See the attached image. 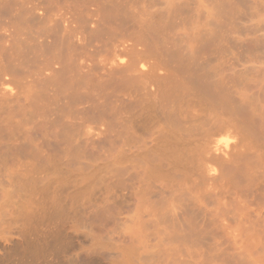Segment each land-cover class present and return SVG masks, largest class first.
<instances>
[{"label": "bare ground", "instance_id": "obj_1", "mask_svg": "<svg viewBox=\"0 0 264 264\" xmlns=\"http://www.w3.org/2000/svg\"><path fill=\"white\" fill-rule=\"evenodd\" d=\"M45 1H46V3L40 2L42 4V6H41L40 3H38L37 5H34L37 2L32 4L28 0L22 1L21 3L18 2L17 0H0V23L2 24V22H3L5 24V26L7 27V28L5 27L4 30L2 29L3 32H0V86H1L0 87V136L3 137L2 139H0V179L2 180L1 184L2 183L4 184L5 182H3V181L6 180V182L12 186L11 189L15 195H16L15 192H19V194L17 193L18 196L20 195V192L26 191L25 190L26 186H29V188L28 187L27 188L30 190V186H33V184L31 182H34V180H35V182H37V181H39V179L34 177L35 174L30 175L31 172L28 173L26 171L25 166L33 165L35 167L38 166L40 168V166H42L44 164L48 165L50 162L52 164V161L50 160V158L47 157L48 155L45 156L47 154V152L49 153V151H52V150H53L52 152L55 151L57 153L66 154L67 160L64 159V157H63L61 159V162L63 160H65L68 164L71 163V161L75 158L74 152L78 149L79 144L81 143V142L79 143L77 140L78 134L84 128H89V127H87V125H85L86 122H88L92 118H97V119L102 120L103 124H107L105 122V120L107 118H109V119L113 118V120H114V119H116V117L118 115L121 114L120 115L121 117L118 116L120 118L119 122L115 123L116 121H118L117 119L115 122L113 120H109V122L112 121L114 124H117V126L120 127L119 132L123 135L124 146H126V149L123 148L121 151H123V150L131 151L132 154H133V152H135L134 156H135V160H136V162L134 164L132 163L133 165H131L129 162L123 160V161L127 162V163H125V166H124V176L125 177H123V175H122V180L124 181V186H125V188H127L128 185L131 183V182H129L130 179H132V177L135 178V180H133V181H136L135 184H137V186L135 185V187L137 189L134 188V191H135V195H136V201L139 202V205H140L139 200H141L143 197H145L146 194L148 196L147 198H150L149 195L153 196V198H154V195H155L154 199L159 202V199H156L157 195H158V194H155V190H156V192L159 193V195H160V199H162V197L164 198L163 201L160 200L161 201L160 206L157 207L158 214H157V212L153 211V214L156 213V215H158V216L160 214V217H158V219L159 218L162 219V217H166L172 211H173L172 213H174V215L176 217H179L181 214H182V216L185 214L186 219L190 218V217L187 218L188 215L193 217V213L195 214V211H197V209L193 208V207H196V205H198L197 201H199V200H196L195 199L196 196H193V194H191L192 197H195L192 199H195L196 203L186 202L187 205L186 204L183 205V203H185L184 200L189 201V199L185 197L186 193H188L189 190H191L190 188L193 187V185L191 186V182H192V184L198 183L197 185L202 183L203 179L202 180L200 179L202 177V174L208 175L209 178L214 177V176H212V173L215 172V169L217 166L214 167L212 164L214 163L213 161H215L214 160L215 158L217 159L216 162L219 163V164H217V163H215V164L221 166L220 168L218 166V168L216 169L217 170L216 172H218V170H220V172H221L219 177H218L219 180L221 178H226V180L229 181L230 184H231V182L236 184V186H234L233 183H232V185L229 184L230 187H228L226 185L229 189L231 187L232 188L238 187L239 188L238 190H240L242 192H244V191L248 192L251 190L250 189L251 186H250L249 182L251 183L252 182L251 179H253L254 177L257 178L264 170L263 166H260V163H261L260 161H264L263 160V157H264V84L261 83L263 81L261 78L264 79V73H263V76H261V78H260L262 71L260 73V72H255L253 70V72H254V75H253L252 70L251 71L247 70V71H249L248 72L249 74L252 72L251 76H248L249 80L247 77V74H248L247 73V74H245L246 77L244 78L245 83H242V85H239V84H241L240 81L243 82V80H240L238 78L239 79V81L237 80L238 83L236 84L235 82L232 81L233 83L231 85L230 79H232V75L234 73V72L232 73L233 69L231 72H228L229 74L232 73V75H230L231 78L227 77V76H229L228 73H226V74H228V75H226V77L224 76L225 81L227 79H229L228 81H230L229 83L228 82L226 83V82H224V79L222 78V72L223 71L225 72L226 68H224V69L222 68L223 70H220L221 68L219 69L221 71L220 72L221 75H219L217 72H213L212 70H210V71L205 70V68L207 66L206 67L204 66L205 68L201 67L204 70L198 69L199 65H202V64H199V65L197 64L198 67L196 69L194 68V66L196 67V62L194 61L195 65L193 66L192 65V63H193L192 57H194V55H196V57H199L201 55L200 53H203L202 51H204V50L199 52L200 50H198L199 48L196 46L197 44H195V45L191 44V46L187 45L189 47H187V46H185V47L190 48V49L194 48L193 50L196 49L195 51L199 52V53L197 55L196 53H194L195 51H191L190 49H189L190 50L189 51V50H186L187 48L184 49V47H182L184 49V51L186 50V52H192V53H194V55L192 53H190V54H192L191 55L192 57L190 56L191 58L187 57L190 54H188L186 56L187 60L192 59V63H191V61H189V62L187 60L184 61V62L187 61L186 64H188V63H191V64L183 66L182 65L183 63H181V66H183V68L181 66H180L181 68L179 66L177 67L178 69H176L175 71L180 74V75L178 74L179 77L176 76L177 78L175 76H171L172 77V79H171V77H170L171 71L168 72L169 77H166L165 73L167 71L165 72L161 68L160 72L161 71L165 72L163 74L166 77V79L163 75L160 76V73H158V74H156V76H160V77L158 78L154 75L155 77H153L154 78V81H153L152 77L148 78V75H150L151 72L145 71L144 68H141L140 70L136 68V66L138 64V59H136V58H132L127 63L124 62L119 67L109 69V71L106 74H100L99 72H95V70H94L95 67L87 66L85 64H81V61H80L81 57H83L84 52H86V49L89 47V44H90L92 39L95 38L96 40H99L102 45H104L107 40L110 43L111 40H113V37L114 38L116 37L115 34L117 33V31H118V33L120 31L123 32L124 30L126 32H129L128 29H132V31L137 32V34L135 33L136 35H134L135 36L134 42L135 43H142L145 46V51L147 53H153V55H154V53H156V54H158V53L162 54L163 53L164 54V52L167 51L166 48L164 47V44L166 43V41H168V38L172 39V38L168 37L164 31L168 27V25H170V24L167 23V24H164V26H161V25H158L156 21L151 20V18L141 19L140 21H132L130 23L129 21H131V19H132V18L131 19L128 18V15L130 16V14L127 13L128 15L126 17H124V18L122 17L125 14V13H123V10H125L127 8H124V6L120 7V8L114 7V8H111L109 10V12L107 11L108 13L104 14V17H102L101 20L98 23H96V26L90 31V34L88 37L76 38V36L78 35L77 34L78 30H77L76 26L74 28H71V27H69V25H70L69 23H67L69 25H62V24H59L58 22L52 21L50 19V17L47 15V10H48L47 5H48V2H50L51 0H44V2ZM106 1H103V2L106 3ZM215 1L216 0H214V2L213 1L212 2H213V4H215L213 6L216 7V5L219 1L217 0V3H215ZM248 1H247V3H248ZM252 1H255V0H252ZM256 1H259V0H256ZM110 2L114 3L113 0H111V1L108 0L107 4H111ZM118 2H119V4L121 3V6H122L123 2H120V1H118ZM234 2H237V1H234ZM260 2L262 3L263 0H261ZM257 3H259V2H257ZM176 4H178V3L176 2ZM221 4H223L222 0H221ZM244 4H241L239 6L236 3L238 8L239 7L243 8ZM111 5H113V4H111ZM124 5H125V3H124ZM255 5L256 4L254 3V5L251 4L250 6H255ZM114 6H116V5H114ZM168 6H170V5H168ZM226 6H229V5H226ZM226 6L224 5V7H226ZM250 6H248V7L250 8ZM126 7H128V6L126 5ZM121 8H123V9L120 10ZM179 8H181V6ZM217 8H219V7H217ZM228 8H230V7H227V9ZM256 8H257V5H256ZM36 9H38V13H37ZM40 9H42V11H40ZM181 9L179 11L182 14L183 11H181ZM185 9L183 8L184 11L187 10V9L186 10ZM251 9H252V7H251ZM229 10H230L231 14H233L232 9H229ZM258 10H261V8L260 9L258 8L257 11ZM121 11L123 14L121 13ZM130 11H132V10L130 9ZM124 12H129V10L127 9V11L125 10ZM176 13H177V10H176ZM235 13L238 14V12H236V11H235ZM239 13H241V12H239ZM234 14H233V18H234ZM258 15H259V12H258ZM175 16H177V15H175ZM226 16L225 15L223 16L225 18V21L226 20L229 21L231 19L232 15L230 16V19L227 16L229 20L226 19L227 18ZM135 17H137V16L135 15ZM197 17H198V15H197ZM221 17H219V18H221ZM180 18H182V17H180ZM185 18H184V20H185ZM214 20H217V19H214ZM187 21L188 20H186V22ZM186 22L183 21L182 23L185 24ZM220 22L223 23L222 20ZM191 23L194 24L193 22H191ZM179 24H177V25H179ZM171 25H172L171 26L172 28L174 26H177L176 24L175 25L171 24ZM216 25H218V24H216ZM213 26H215V25H213ZM217 27L221 28V25L217 26ZM217 27L215 29L218 30ZM215 29L213 31L212 30L211 31L214 32ZM2 30H0V31H2ZM219 30H221V29H219ZM197 34H199V33H197ZM212 34H214V33H212ZM215 36L218 37V33L215 34ZM108 38H110V39H108ZM187 39L189 40V38H187ZM211 39L209 41L213 43L214 41ZM76 41H80V43L77 44ZM168 42L170 43V41H168ZM210 42L208 44H210ZM169 43H167V44L169 45ZM174 44H175V41H174ZM174 44H172V46ZM208 44H207L206 48H208ZM175 45H174V47H175ZM165 46H166V44H165ZM182 48H180V49H182ZM175 49H173L174 55L177 56L178 51H175ZM181 53H182V51H181ZM172 55H171V57H172ZM182 55H183V53L181 54V56ZM166 56H167V54H166ZM182 57L185 58L184 55ZM196 59L198 60V58H196ZM55 63L57 64V66H55ZM169 63H172V62H169ZM177 63L178 62H175L176 65H177ZM179 64H180V62H179ZM187 66H189V67L187 68ZM190 66H193V68H191ZM184 67H186V68H184ZM148 69L149 68H147V70ZM154 70L155 69L153 68V71L152 70L151 71L155 73L158 70V68L156 71H154ZM217 70L218 69L216 68V71ZM238 72L239 73H235L234 75L242 74V73H240L241 71H238ZM257 73H258V75H257ZM175 74L177 75V73H175ZM175 74L172 73L171 75H175ZM180 76H182L183 79L185 80V81H183L181 79V81H183V83L176 81V79L180 78ZM252 76L258 77V79L255 77L258 80V83L253 81V79L251 78ZM173 77H174V79H173ZM147 78L152 79V84H151V82H149L150 84L148 82L147 83L151 87L153 86V88L157 86V85L154 86L153 82L160 84L159 82L161 80L164 81V79H165V81L164 82L162 81L163 83L161 82V84L158 85L154 90H150L151 87L149 86L150 87L149 88L148 84H146V81L148 80ZM157 79H159L158 82H157ZM245 79L248 80V82H246ZM250 79L252 80V83H250L251 82ZM173 80L180 83V84L174 82ZM259 80H260L261 84L259 83ZM263 83H264V81H263ZM12 85L15 86V88ZM119 91H128L127 93L124 94L126 96V100H123L124 95L123 96H122V94L120 95V98L122 96V101H126L124 104L122 102H120V100L117 99L120 102V105L123 104V106H122L123 108L121 110V113H118V111H116V109H114V107L111 106L110 102H108V100L111 98H114V96L118 97ZM114 100L116 101V99H114ZM114 105H116V104H114ZM116 107H118V106H116ZM113 110L116 111V113H118V115L116 114V117L114 116L115 112ZM33 117L34 118L39 117L40 121L43 119V122L45 121V123L47 124V131L45 133V137H43L41 139L39 138L40 135L33 128L34 126L33 127H27V125L30 124ZM36 120H37V118H36ZM40 121H39V123H41ZM112 122H111V124H112ZM35 124H37V123H35ZM44 125L45 124H43L41 126H44ZM37 127H38V125H36V128ZM237 127H240L242 135L240 133L239 134V135H241L240 138H236L238 136V134H232V136L237 135V136H235V138L233 137L234 140H236V141H234V143L235 142L236 143L233 144L234 146L232 148L238 147V149L241 148L242 150L240 149L237 152L235 150L236 153L231 154L232 148H230L231 145L229 144V140L232 137L230 136V138H228V137L224 136V138H227V139L223 140L222 136H223V134H225L226 131L231 133L232 131H235L233 129L237 130ZM138 129H141L140 133H142V131H144V133L147 134V135H145L146 137H142V138L148 139L149 144H147V141H144V143L142 142V144H141V142L139 144L136 141L132 145V141L135 140V138H136L135 135L137 134ZM231 129H232V131L230 132L229 130H231ZM42 132L44 134V129ZM228 132H227V134H229ZM140 133H139V135H140ZM219 134H222V136ZM116 135L118 136V134H116ZM215 135H217L218 137L220 136V140H217V139H219L218 137H216L217 139H215V137H214ZM229 135H231V134H229ZM143 136H144V134H143ZM4 138H6V139L3 140ZM48 138H51L52 140H49ZM226 140H228V142ZM237 140H238V142H237ZM254 140H256V141H254ZM258 140H262V142L259 144L260 141L257 142ZM82 144H83V142H82ZM140 145H142V146H140ZM228 145H230V146H228ZM80 146H81V144H80ZM118 147H121V146H118ZM227 147H228V149H227L228 151H229V149H231L230 152H228L226 150ZM43 148H46L45 150H47V152L46 151L44 152ZM86 148H87V146H86ZM132 148H133V151L131 150ZM252 149L254 150V152H252ZM249 151L252 153H250ZM131 152H129V153H131ZM210 152H212V153H210ZM214 152L215 153L217 152L218 154L220 153V155H222V156L224 155L225 157H227V156L228 157L227 158H224V157L220 158L221 156L219 155L220 157L217 158V156H215V155H218V154H214V156H212ZM43 153H46V154L43 155ZM122 155L127 156L126 153H123ZM261 158H262V160H261ZM53 159H54V156H53ZM222 159H224V160L226 159L227 163L225 161L224 162L221 161ZM65 161H64V163H65ZM221 162H222V164H221ZM9 164H10V166L11 165L14 166L15 169L13 170V167L11 166L12 172L7 174L8 172L6 173V171H10L9 169H11L8 166ZM262 164H264V162ZM16 166H21L22 169H21V167H19L20 169L19 168L16 169ZM60 166H64V164L63 165L61 164ZM54 167L55 166L52 165L51 169ZM132 167H133V169H135V172H133V173H135V176H132V174H130L131 172L129 173V171H131L130 168H132ZM261 167L263 170H261ZM42 168H44V167H41V169ZM55 169H57V168H55ZM66 169H67V167H66ZM59 170H61L60 167H59ZM210 172H212V173L210 174ZM205 173H209V174H205ZM204 175H203V177H204ZM4 176H6L7 179L4 180V178H5ZM47 176L45 173L46 180H49L48 179L49 176H48V178H47ZM119 176H120V174H119ZM188 177L189 178L191 177L192 180L189 179ZM262 177H264V176H262ZM261 178H260V180H261ZM204 179H205V177H204ZM262 179H264V178H262ZM40 180L42 181V179H40ZM172 180H173V182H171ZM185 180L189 181L188 185L187 184L185 185ZM219 180L217 181V183H215L214 181H210V180H209L210 182L208 181V183H207L208 186L209 185L211 186V184H212L211 182H214L215 184H217V185L214 184L216 187L213 185L211 186L214 191L212 190V188L210 186L206 187L207 190H204L207 193V191L209 190L208 188H211L210 189L211 192H209L207 194V195L210 194V197H212L213 196L212 193H214L215 190H217L215 188L218 187ZM49 181H47V182H49ZM199 181H201V182H199ZM220 181L225 182V179L224 180L221 179ZM224 182H221V183L223 184ZM253 182H257V180L254 178ZM7 183H5V184H7ZM120 183H121V181H120ZM209 183H211V184H209ZM220 184H219L218 189L222 191V189L224 188V184H223L222 189H221L222 185H220ZM225 184H226V182H225ZM2 185L0 186V187H2L1 189H3V186H4V185L3 186ZM9 185H5V186H6V188L8 186V190L10 191ZM58 185L61 186L60 184H58ZM121 185L123 188L124 187L123 184H121ZM133 185H134V183L132 184V186ZM251 185H252V183H251ZM259 185L264 186V183L262 182V184H261V182H260ZM132 186H130V188ZM226 186H225V188H227ZM255 186H256V183H255V185L253 183L252 187L254 188V190L260 188V187L257 188V186L255 188ZM262 186H261V188H262ZM61 187H63V186H61ZM253 188H252V191H254ZM261 188L259 189V191H261L264 187L262 189ZM57 189H59V188H57ZM62 189H64V188H62ZM8 190L6 192H9ZM175 190L178 191V196L176 195L177 193L176 194L172 193L171 195L172 196L175 195V197H179L178 201L183 200L182 205L185 206L184 209L182 207L183 210L182 209L180 210L179 207L182 205L178 203L176 198H174V200H173V198L165 195V194L171 193ZM4 191H5V188H4ZM191 191H193V190H191ZM240 191H238V192H240ZM58 192H61V191H58ZM236 192L237 191H235V195L237 194ZM258 192H255V193H258ZM262 192H264V191H262ZM0 193H2V192L0 191ZM26 193H28V191H26L25 194L24 193H22V194H24L26 197ZM29 193H30V191H29ZM29 193H28V199L30 198L29 195L31 194V193L30 194ZM124 193H125V191H124ZM126 193H127V190H126ZM132 193L134 195V192H132ZM151 193L152 194L154 193V194L152 195ZM163 193H165V194L162 196ZM3 194H0L1 199L4 196L5 197L8 196V195H6L7 193H5V195H3ZM42 194H43V192H42ZM54 194H55V192H54ZM232 194L234 195V192ZM244 194H243V196H244ZM260 194H263V193L260 192ZM11 195H12V192L8 196L10 198L9 202H13L14 199H16V200L20 199L19 197L17 199L16 198L17 195H16V197L15 198L13 197L12 198L13 200H12L10 197ZM34 195L36 197L37 194H34ZM44 195H46V194H44ZM55 195H56L55 197L59 196V195H57V193ZM135 195H134V197H135ZM196 195H198V194L196 193ZM248 195H250V194H248ZM127 196H129V195L127 194ZM130 196H131V194H130ZM164 196H166L168 198V200H166V197H164ZM255 196H257V195L254 194L253 197H255ZM258 196H257V198H258ZM263 196L264 195H261L260 197L262 198ZM8 197H6V198H8ZM40 197L44 199L43 196H40ZM124 197H125V195H124ZM235 197H237V199H240V197L237 195ZM235 197L234 198L232 197L233 200L235 199ZM248 197L245 196V198H248ZM253 197H250V198L252 199ZM260 197H259V201H262L263 198L260 200ZM21 198H22V195H21ZM206 198H209V197H206ZM245 198H243V199L245 200ZM1 199H0V202L2 201ZM25 199L27 200V197ZM35 199L37 200V203L40 200V199L38 200L37 198H35ZM243 199H240V200L243 201ZM6 200L8 202V199H6ZM6 200H5V202H6ZM16 200H14V201H16ZM22 200H23V203H24V201L26 202V200H24V197ZM44 200H46V199H44ZM44 200H43V202H44ZM149 200L151 201V198ZM175 200L178 203L177 205L174 204ZM211 200H212V198L210 199V201ZM19 201H20V205L18 206L17 202H19ZM19 201H17L15 203L17 206L14 204V202L9 203L10 206L12 204H14L17 207V213L15 212L16 210L12 209L15 207L14 205L6 208L7 204L6 203H5L6 205L3 204L4 200L2 201L3 202L2 204L5 205L3 208H5L6 210L11 208V211L13 210L14 213L19 214L21 217L22 215H24L25 208H26L24 206L26 205V203H24V205H21L23 203L21 202V200H19ZM128 201H130V200H128ZM219 201H222V200L220 199ZM219 201H218V203H219ZM250 201L248 200V202H250ZM259 201H258V203H256L257 201L255 202V200L254 201L252 200V202L256 203V205L259 203H262V204L264 203V202H259ZM205 202H207V201L205 200ZM44 203H42V204H44ZM148 203L149 202H147V204ZM154 203H155V201L153 203L151 201V203H149L148 205L146 203H144V205L146 204L144 207L150 206V204H151V205H153V209H154L155 208L154 206L156 205ZM180 203H181V201H180ZM237 203H238V205L241 204L240 202H238V200H237ZM2 204L0 203V205H2ZM30 204H32V203H30ZM30 204H29V206H30ZM33 204H34V200H33ZM58 204H60V202H58ZM130 204H127V205H130ZM132 205H133V203H132ZM139 205H137L138 208H139ZM232 205H236L235 202ZM36 206L38 207V204H36ZM176 206L179 208V210L177 209L178 212L181 213V211H182L181 214L179 213L180 215L175 210ZM219 206L220 205H218V207ZM222 206H220L219 208H222ZM261 206L262 205L260 204V207ZM33 207H34V205H33ZM135 207H136V205H135ZM190 207H192V208H190ZM198 207H199V205H198ZM3 208L0 207L1 210H3ZM30 208H32V207H30ZM43 208H45V205ZM46 208H47V206H46ZM244 208H245V206H244ZM257 208H253L254 210H252V211H254V212L252 213V215L255 214V212H257V213L260 212L259 209H258V211L255 210ZM73 209H72V211H73ZM81 209L78 210V213L80 211L82 213ZM122 209H124V208H122ZM157 209H154V210H157ZM226 209H229L228 206ZM237 209H238V207H237ZM239 209H240V205H239ZM247 209L248 208H246V211H247ZM243 210H245V209H243ZM243 210H241V211H243ZM30 211H31V209H30ZM45 211L44 210L42 211L43 212L42 215L44 214ZM48 211H46V212L48 213ZM63 211H65V210H63ZM102 211H104V210H102ZM124 211H125V209H124ZM147 211L150 212L149 210H147ZM147 211L145 210V212H147ZM263 211H264V209H263ZM32 212H33V210H32ZM129 212H130V210H129ZM135 212H137V210ZM185 212H188V215H186L187 213H185ZM225 212H226V210H225ZM261 212H262V210H261ZM139 213H136V214L138 215ZM220 213H222V212H219L218 214H220ZM247 213H250V212H247ZM258 214L260 215V213H258ZM15 215H14L13 219L18 220L20 217L18 218L17 217L18 215H16V216ZM25 215H26V212H25ZM33 215L36 216L38 214H33ZM171 215H169V216H171ZM231 215H233V214H231ZM255 215H254V219L257 218ZM43 216H46V214H44ZM43 216H41V217L43 218ZM251 216H249L248 218H250ZM261 216H259V217L262 218L261 219V221H262L263 217H261ZM15 217H17L18 219H15ZM33 218H31V219L35 220ZM40 218H39V220L41 221ZM146 218L148 219V215ZM260 218H259V220H260ZM21 219H24V218L22 217ZM186 219H185V221L187 223H185V221H184L182 223L178 222V223L172 224L173 222H171L170 223V226L172 224L171 228L174 230H192L191 224L188 223V221ZM194 219L196 220L195 216H194ZM37 220H38V218H37ZM256 220L255 221L249 220V223L248 222L247 223H248V225L249 224L251 225V223H250V221H251L253 224L258 223V222H260L259 224H261V225H262V223L264 224V220L262 221V223L259 220H258V222H256ZM22 221L24 222V220H22ZM160 221L162 223L164 220H160ZM167 221H170V220H167ZM153 223H155V221ZM150 224H151L152 229H154L155 227L157 228V226H155V225L153 226L152 223H150ZM259 224H256V225L259 226ZM144 227H146V225ZM161 228L163 229V226H161ZM165 228H167V230H168V226ZM171 228H169V229H171ZM247 228H248V226H247ZM254 228H255V224H254ZM257 228L259 229V227H257ZM261 228L262 227H260V230H261ZM263 228H264V226H263ZM128 229L130 230V228H128ZM250 229L252 230V228H250ZM52 231H55V234H56V232L58 230L57 231L52 230ZM237 231H238V229H237ZM262 231H263V229H262ZM8 232H9V230H8ZM8 232H6L4 230L0 231V242L6 243V244L9 243L7 246H4V251H0V264H72L73 260L71 257H69V255L72 252L70 254L68 253V252H70V250L68 251V249H70L68 246L69 244H66L67 242H66V240H63V238H61L62 242L65 241L63 243L60 242V239H58V237H60L62 234L60 231H58L61 233L60 236H58V237L56 236L54 238H52L53 235H52V237H50V235L52 233H54V232L50 233L51 232L50 231L49 232L50 235H48V236L50 237V239L51 238L52 239L46 240L45 237H43V234L40 232L35 233L33 236L32 235L29 236L30 238L28 239L27 238L28 235H26V233H25L26 231L24 232L23 230H19L18 232L20 234H18V236H17L19 238L17 240H14L13 243L9 242L11 237L8 234ZM263 233H261V234H263ZM63 234H64V232H63ZM256 234L257 233H255V235ZM16 235H17V233H16ZM57 235H59V233H57ZM242 236H244V235H242ZM17 237H15V238H17ZM248 238L250 240H248L246 242V244H239L237 246L235 245L236 247H234V248L232 247L234 250L232 249L233 251L229 255H227V253H226V251H224V249L222 251L219 250V252H220L219 254H222V258L220 260H217V257L214 258L217 260V262H215V260L211 261L209 259L208 254L211 251L208 252L207 251L208 248H207V250H206L207 254L205 256L203 255V259H202L203 261L201 260V264H212L213 262H214L213 264H264V235L262 237L263 239L262 240L260 239L261 241L258 239L253 240L251 237H248ZM192 240H193V238H192ZM51 242H55V244L56 243L57 244L54 246L52 245L53 247L49 249ZM64 243L66 245H64ZM0 246H2V245H0ZM72 247H73V245H72ZM216 248H218V246ZM2 249H3V247H2ZM73 250H74V247H73ZM225 250H227V249H225ZM217 251L218 250H216V252ZM182 252H183V250H182ZM122 254H123V251H122ZM214 254H215V252H214ZM73 255L75 256L76 253ZM79 255L85 256V254H79ZM87 258H89V254H88ZM81 259L84 260L83 257ZM124 259H128V258H124ZM124 259H123V261H124ZM129 260H131V259H129ZM78 261H80V264H84V263H81V260H78V257H77V260L75 262L74 261L73 262L76 263ZM95 261H92V263H95ZM167 262H168L167 264H175V263H170V261H167ZM86 263H87V261H85V264ZM125 263H127V261H125L122 264H125ZM139 263H137V264H139ZM78 264H79V262H78ZM95 264H97V263H95ZM131 264H133V263H131ZM162 264H164V263H162ZM187 264H189V263H187ZM196 264H199V263H196Z\"/></svg>", "mask_w": 264, "mask_h": 264}, {"label": "rangeland", "instance_id": "obj_2", "mask_svg": "<svg viewBox=\"0 0 264 264\" xmlns=\"http://www.w3.org/2000/svg\"><path fill=\"white\" fill-rule=\"evenodd\" d=\"M17 1L21 3L22 1H27V0H17ZM28 1H30L32 4L37 2L34 5H37L40 2L46 3V1L44 2V0H28ZM103 1H106V0H51L50 2H48V5H47L48 6L47 15L50 17V19L52 21H56L59 24H62V25H69L70 24L69 27H71V28H74L76 26V28L78 30V33H77L78 35L76 36V38H83V37L86 38L89 36L90 31L96 26V23H98L101 20V18L104 17V14H107L111 8H114V7L120 8V7L124 6V8H127L129 10V12H124L125 10L127 11V9L123 10V13H125V14L122 17L124 18L128 14H130V16L128 15V18L133 19V20L131 19V21H129L130 23L132 21H140L141 19L151 18V20L156 21L157 24L161 25V26H164V24H167V23L170 24V25H168V27L164 31L167 34V36L172 38V39L168 38V41H170V43L168 41H166V43H165L166 46L163 43L164 47L167 50L164 52V54L163 53L162 54L161 53H158V54L154 53V55H153V53H147L145 51V46L142 43H135L134 42V37H135L134 35H136L137 32L132 31V29H128L129 32H126L124 30L123 31L124 33L121 31L118 33V31H117L118 34L117 33L115 34L116 37L115 38L113 37V40H111L110 43L107 40L104 45H102L99 40H96L94 38L91 40L89 47L86 49V52H84L83 57H81L80 61H81V64H85L87 66L95 67L94 68L95 72H99L100 74H106L109 71V69L119 67L124 62L127 63L132 58H136V59H138V64L136 66L137 69L140 70L141 68H144L145 71L151 72L150 75H148V78L149 77L153 78L158 73H160V76L161 75L164 76L163 73H165L166 71H167L165 73L166 77H169L168 76L169 71H171L170 72L171 74L177 73V75L176 74L171 75L169 73L170 77L171 76L179 77L180 74L175 71L176 69H178L177 67L178 66L180 67L181 63H183L182 64L183 66L191 64L192 59H193V63H192L193 66L195 65V62H196V67L194 66L195 69L198 67L199 64H202V65H199L200 68L198 67V69L204 70L203 68H205L207 66L206 67L207 69L205 68V70H209V71L212 70L213 72H217L219 75H221L220 70H223L224 68H226L225 72L224 71L222 72V78L224 79V82H226V83L227 82L229 83L231 81L230 82L231 85L233 82H235L237 84L239 79L243 80V82L240 81L241 84H239V85H242V83H245V81H244V78L246 77L245 74H247L249 72L247 70H250V71L252 70V72L254 70L255 72H260V73L262 71L260 78H261V76H263V73H264V0L262 3L260 2L261 0H259V1L255 0L256 2L252 1V0H249V1L248 0H246V1L245 0H243V1L242 0H225V1L222 0L223 4H221V0H218L219 1L218 3L216 0L215 1V3H217L216 7L213 6V5H215V4H213L214 0H171V1L170 0H113L114 3L110 2L113 5L107 4L108 0L106 1V3ZM118 1L123 2L122 6H121V3L119 4ZM234 1H237V2H234ZM247 1H248V3H247ZM176 2L178 4H176ZM257 2H259L260 4ZM124 3H125V5H124ZM236 3L239 6L241 4H244V3L246 5L244 4L243 8L242 7L238 8ZM254 3L257 5V8H256V5L250 6L251 4L254 5ZM114 5H116V6H114ZM126 5L128 7H126ZM168 5H170V6H168ZM179 5L181 6V8L183 7L184 9L186 8L187 10L185 9L186 11H184L183 8L182 9L179 8L180 7ZM224 5L225 6L229 5V6L224 7ZM247 5L250 6V8ZM41 6H42V4H41ZM217 7H219V8H217ZM227 7H230V8L227 9ZM251 7L253 10L251 9ZM129 8L132 11H130ZM258 8L259 9L261 8V10L257 11ZM122 9L123 8H121L120 10H122ZM180 9H181V11H183L182 14L179 11ZM229 9H232L233 14L235 13V11L238 12V14L235 13L236 15L234 14V18H233V14H231ZM176 10H177V13H176ZM36 11L38 13V9H36ZM40 11H42V9H40ZM253 11L254 12L256 11V12L254 13ZM239 12H241V13H239ZM258 12H259V15H258ZM121 13H122V11H121ZM173 13L177 16H175ZM135 15L137 17H135ZM197 15H198V17H197ZM224 15L225 16L227 15L229 17V19H230V16L231 15L232 16H231L230 20L226 16L227 17L226 19H228L229 21H227V20L225 21V18L223 17ZM180 17H182V18H180ZM219 17H221V18H219ZM184 18H185V20H184ZM214 19H217V20H214ZM186 20H188V21L186 22ZM219 20L220 21L222 20L223 23L220 22ZM183 21H185L186 23L185 24L182 23ZM191 22H193L194 24H192ZM67 23H69V24H67ZM171 24H173V25L179 24V25L174 26L175 28L174 27L172 28ZM212 24L215 26H213ZM216 24H218V25H216ZM0 25L2 26V27L0 26V30H2V29L4 30L6 27L5 24L2 22V24L0 23ZM220 25H221V28L217 27ZM216 27L218 28V30L215 29ZM213 28L215 29L214 32H212L214 30ZM219 29H221V30H219ZM3 30L0 32H3ZM211 32L214 34H212ZM197 33H199V34H197ZM217 33H218V37L215 36V34H217ZM110 38H108V39H110ZM187 38H189V40ZM209 38L210 39L212 38L211 40H213L214 42L213 43L210 42ZM173 40L175 41L176 45L174 44ZM208 41L210 42V44H208L209 43ZM76 42H77V44L80 43V41H76ZM167 43H169V45ZM172 44H174L175 47H174V45L172 46ZM191 44L192 45L197 44L196 46L199 48L198 49V50H200L199 52L204 50V51H202L203 53H200L201 55L199 54L200 55L199 57H196V55H194V53H196L197 55L199 53V52L195 51L196 49L193 50L194 48H191V49L187 48V47H189L187 45L191 46ZM207 44H208V48H206ZM185 46H187V47H185ZM182 47H184V49L187 48L186 50L190 49L191 51H195V52L194 53L186 52V50L184 51V49ZM180 48H182L183 50ZM173 49H175V51H178L177 56L174 55ZM180 50L182 51L185 58L182 57L183 55L181 56L182 53ZM165 53L167 54V56ZM190 53H192L195 58L192 57L191 56L192 54H190ZM188 54H190V55H188ZM171 55H172V57H171ZM186 56L189 58L192 57V59L187 60ZM196 58H198V60ZM185 60H187L188 62L191 61V63L186 64L187 61L184 62ZM169 62H172L173 64L169 63ZM175 62H178L177 65L175 64ZM179 62H180V64H179ZM55 66H57L56 63H55ZM183 66H181V67L183 68ZM193 66H190V67L193 68ZM188 67L189 66H187V68ZM201 67H203V68H201ZM147 68H149V69L147 70ZM153 68L155 69L154 71H156L157 68H158V70L154 73V72H152ZM161 68L165 72L164 71L160 72ZM184 68H186V67H184ZM216 68L218 70L220 68L221 69L219 71L218 70L216 71ZM232 69H233V71H232ZM231 71H232V73L234 72L233 75H232V73L231 74L228 73ZM238 71H241L240 73H242V74L234 75L235 73H239ZM226 73H228L229 76L232 75V79H230V81H228L229 79H227L225 81V77H226V75H228ZM251 73L250 74L248 73L247 77L251 76ZM253 75H254V72H253ZM257 75H258V73H257ZM160 76H156V77L159 78ZM229 76H227V77L231 78V76L230 77ZM166 77H165V79H166ZM181 77L182 76H180V78H178L179 80L176 79V81L183 83V81H185V80L183 79V77L182 78ZM253 77L254 76L251 77L253 79V81L258 83V80H257L258 77L255 76L257 79L255 77H254L255 78L254 79ZM165 79H164V81H165ZM171 79H172V77H171ZM173 79H174V77H173ZM181 79L183 81H181ZM261 79L264 81L263 78H261ZM248 80H249V77H248ZM248 80H246V82H248ZM153 81H154V78H153ZM158 81H159V79H157V82ZM162 81L163 80H161L159 83L161 84ZM176 81H174V82H176ZM263 81L261 82L262 84H264ZM147 82L148 83L151 82V84H152V79H148L146 81V84H148ZM153 83H154L153 84L154 86L160 85V84H157L156 82H153ZM176 83H178V82H176ZM250 83H252V80ZM259 83H260V80H259ZM149 84H148V87L150 86ZM178 84H180V83H178ZM13 87L15 88V86H13ZM156 87L153 88V86H152L151 87L152 89L150 88V90H154ZM127 92L128 91H119L118 92L119 95L117 94L118 97L114 96V98H111L108 100V102H110L111 106L114 107V109H116V111H118V113H121V110L123 108L122 106L126 102V101H122V96ZM121 94H122V96L120 98ZM114 99H116V101ZM117 99L120 100V102H122L123 104L120 105V102ZM123 100H126L125 95L123 96ZM114 104H116V105H114ZM116 106H118V107H116ZM116 111H114L115 117H116V114L118 115V113H116ZM120 115H118V116H120ZM117 117H116V119L118 121H116V119L113 120V118H111V119L107 118L105 120V122L107 124H103L102 120L97 119V118H92L91 120L86 122L85 125H87V127H89V128H84L85 130L83 129L78 134L77 140L79 143L81 142L80 143L81 146L79 144L78 149L74 152L75 155L73 154L75 158L69 164L65 160H63L61 162V159L63 157H64V159L67 160L66 154L57 153L55 151L52 152L53 150L52 151L48 150L49 151V153H48L47 150H45L46 148H43L44 152L45 151L47 152V154L43 153V155H45V154H46L45 156L48 155L47 157L50 158V160L52 161V164L50 162L48 165L44 164V165L40 166V168L38 166L35 167L33 165L25 166L26 171L28 173L31 172L30 175L35 174L34 177L39 179V181H37V182H35V180H34V182H31L33 184V186H30V190L28 189L29 186H26L25 190L28 191V193H29V191L31 193V194L29 193L30 194L29 199H28V193H26L27 200L25 199L26 197L24 194L26 191L20 192L19 196H18L19 192H15L17 195V197H16V195L14 194V192L11 189L12 186L9 185L5 180V179H7L6 176H4L5 181H3V182H5L7 184L2 183L4 186L1 184L2 180L0 179V184L3 186V189H1L2 187H0V191L2 192L0 194H3L5 192V193H7L6 195L9 196L12 192V195L10 196L11 199L13 197L14 198L16 197L18 199V197H19L20 198L19 200H21L22 203H23V200H22L23 197H24V200H26V202L24 201V203H26V205L24 206V207H26L25 208L26 215L24 212V215H22L20 217L19 214H16L17 213V207H16L17 205L15 204L19 200L14 199V200H16V201H14L12 199L14 204L16 205L15 206L14 204H12L15 206V207L13 206L14 208H12V209L16 210L15 211L16 213H14L13 210L11 211V208H9L7 210L5 208H3L6 204H7L6 208L12 206V205L10 206V204H9V203H13V202H9L10 198L8 196H6L8 198H6L5 196L2 197V199L0 198L2 201L4 200V203L2 201L0 202L1 204L6 203L5 205H3V204L0 205V207L3 208V210L0 209V231L4 230V231L8 232V230H9L8 234L11 237L10 241H9L10 243H13L14 240H17L19 238V237H17L18 234H20L18 232L19 230H23L24 232L26 231L25 233H26V235H28L27 236L28 239L30 238L29 236H31V235L33 236L35 233H38V232L42 233L43 237H45L46 240H51L52 238H54L56 236L58 237L62 233L61 236L58 237V239H60V242H62L61 238H63V240H66V242H67L66 244H69L68 246L70 249H68V251L70 250V252H68V253L70 254L72 252L69 255V257H71L74 262L77 260V257H78V260H81V263H84V264H85V261H87L86 264H95V263H97V264H122L125 261H127L128 264H131V263L137 264L139 262H140L139 264H141V263L142 264H158V263L159 264H162V263L167 264L168 263L167 261H170V263H175V264H179V263L180 264H187V263H189V264H194V263L195 264L196 263L201 264V260L203 259V255L205 256L207 254L206 253L207 251L208 252L211 251L208 254L209 259L211 261L215 260V262H217V260H220L222 258V254H219L220 253L219 250L222 251L224 249V251H226L227 255H229L234 250L233 248L236 247L237 245L246 244V242L248 240H250L248 237H251L253 240L254 239H258V240L263 239L262 237L264 235V233H263L264 232V228H263L264 224L262 223V221L264 220V211H263V209H264L263 204L264 203L263 204L259 203L257 205H256V203H258L259 197L261 195H264V192H262V191H264L263 190L264 186L259 185L260 182H261V184H262V182L264 183V179H262V178H264V177H262V176H264L263 175L264 174L263 173L264 172V170H263L264 164H262L264 161H260L261 162L260 166H263V169L261 167V170H263V172L261 173L260 172L261 170L259 171L261 173V174L259 173L260 177L258 176L257 177L258 179L256 177H254L257 180V182H253L254 178L251 179L252 185H253V183H254V185L256 183L257 188L258 187L261 188V186H262L263 189L261 188L262 189L261 191H259L260 188L254 190V188H253L254 186L252 187L251 183L249 182V184L251 186L250 187L251 190L248 192H246V191L242 192V191L238 190L239 189L238 187H233V188L231 187L232 189L231 188L229 189L228 187H230V185H232L233 182H231V184H230V182L227 181L226 178H221L222 180L225 179L226 184L224 181H220L221 179L219 180L218 177H219L221 172H220V170H218V172H216L217 171L216 169L219 166L217 164H219V163L216 162L217 159L214 157L215 159L214 158L213 159L215 161H213L214 163L213 164L211 163V164L214 167L215 166H217V167H216L214 173L210 172V174L212 173V176H214V177L209 178L208 175L202 174V177L200 176L201 177L200 179L201 180L203 179L204 181L202 180V183L203 182L204 183L203 184L200 183L199 185H197L198 183L192 184V182H191V186L193 185V187L190 186L191 187L190 189L193 191L189 190V192L186 193L185 197L188 198L189 201L184 200L185 203H183V205H185L186 202L196 203V200H199V201H197L199 207H198V205H196V207H193V208L197 209V211H195V214L193 213V217L188 215V212H185V213H187L186 215H188L187 218L190 217L189 219H186L185 214L182 216V214H181L182 211H181V213L178 212L179 208L181 210L182 207L184 209L185 206L182 205L183 200H180L181 201V203H180V201H178L179 197H175V195L174 196L171 195L172 193L173 194L177 193L176 195L178 196V191L175 190L171 193H167V194L163 193L162 196L165 194L168 197L173 198V200H174V198H176L178 203L181 204L182 206H180L179 208L176 206L175 210L178 212V214L180 213L181 215L179 214L180 216L176 217L174 215V213H172L173 212L172 211L171 213H169V215L172 214L171 216L167 215L166 217H162V219H160V218L158 219V217H160V214L158 216V215H156V213H154L155 214L154 215L153 211L157 212V214H158L157 207L160 206V203H161V201H163L164 198L161 196L162 199H160V195H159V193L156 192V190H155V194L159 195V196L157 195L156 199H159V202L154 199L155 195L153 198V196H150L148 194L149 197L151 198L152 203L155 201L154 204H156V205L154 206L155 207L154 209H157V210H154L153 205H151V204H150V206L144 207L147 204V202L151 203V201L149 200L150 198H147L148 197L147 194H146V196L144 195L145 197H143V198L141 197L142 201L139 200L140 205H139V202L136 201V195H135L134 188H136L135 185L137 186V184H135L136 181H133V180H135L134 177H132V179H130L129 182H131V183L128 185L127 188H125V186H124V181L122 180V175H123V177H125L124 176L125 163L129 162L131 165H133L136 162V160H135V156H134L135 152H133V154H132L131 151H127V150L121 151L123 148L126 149V146H124L123 135L119 132L120 127H118L117 124H114L112 121L109 122V120H113L114 122L116 121L115 123L119 122L120 118L118 117L119 118L118 119ZM36 118H37V120H36ZM36 118L33 117L30 124H28L27 127H33L34 126L33 128L40 135L39 138L41 139V138L45 137V133L47 131V124L45 123V121L43 122L42 118H41L42 119L41 121L39 120L40 119L39 117H36ZM39 121L41 123H39ZM111 122H112V124H111ZM35 123H37V124H35ZM43 124H45V125L41 126ZM36 125H38L37 128H36ZM43 129H44V134L42 132ZM233 130H235V131H232V129L229 130L230 132L232 131L231 133H229L228 131H226L225 134L222 133L223 136H222V134H219L222 136L223 140L227 139V138H224V136L228 137V138H230V136L232 137L230 140L228 139L229 144L231 145V146L228 145V146H230V148H232L234 146L233 144L236 143V142L234 143V141H236V140H234V138L237 135L232 136V134H238V136L236 138H240V136L242 135L240 127H237V130L236 129H233ZM237 131L238 132L240 131V132L238 133ZM140 132H141V129H138L137 134L135 135L136 138L134 141H132V145L136 141L139 144H140V142L142 144V142L144 143V141H147V144H149L148 139L142 138V137H146L145 135H147V134H145L144 131H142V133H140ZM227 132L231 135L227 134ZM139 133H140V135H139ZM240 133H241V135H239ZM116 134H118V136ZM143 134H144V136H143ZM214 137H215V139H217L216 137H218V136L215 135ZM2 138L3 137L0 136V139H2ZM218 138L219 139H217V140H220V136ZM5 139L6 138H4L3 140H5ZM48 139L52 140L51 138H48ZM228 140H226V141L228 142ZM254 141H256V140H254ZM82 142L84 145L82 144ZM237 142H238V140H237ZM257 142H259V144H260L262 142V140H258ZM86 146H87V148H86ZM118 146H121L122 148L118 147ZM140 146H142V145H140ZM227 149H228V147L226 148V150ZM240 149H238V147H236V148L234 147V148H232V150L229 149V151L228 150L227 151L230 152V150H231V154H233V153H236ZM131 150L133 151V148ZM235 150H236V152H235ZM120 152L122 154L126 153L127 156L122 155ZM129 152H131V153H129ZM252 152H254L253 149H252ZM252 152H250V153H252ZM210 153H212V152H210ZM214 154H218V153L214 152L212 156H214ZM52 155L54 156V159H53ZM219 155H220V153L218 155H215V156H217V158H219L220 156H221L220 158H222V157L227 158L228 157V156L225 157L224 155L223 156L222 155L219 156ZM123 160H125L127 162H125ZM261 160H262V158H261ZM263 160H264V157H263ZM64 161H65V163H64ZM221 161H223V162L225 161L227 163L226 159L225 160L222 159ZM215 163H217V164H215ZM61 164L62 165L64 164V166H60ZM221 164H222V162H221ZM52 165H54L55 167L51 169ZM8 166H9V168H11L12 165L10 166V164H9ZM12 167L14 170L15 167L14 166H12ZM19 167H21V166H16V169H18ZM41 167H44V168L41 169ZM59 167L61 168V170H59ZM66 167H67V169H66ZM220 167L221 166H219V168ZM55 168H57V169H55ZM21 169H22V167H21ZM130 169H131V171H129V173L131 172L130 174H132V176H135V173H133V172H135V169H133V167ZM9 170L10 171H6V173L8 172L7 174L12 172V168ZM45 173H46V176L49 174L48 175L49 178H48V176H47V178L50 181L46 180ZM119 174H120V176H119ZM205 174H209V173H205ZM203 175H204L205 179H204ZM260 178H261V180H260ZM40 179H42V181ZM189 179L192 180L191 177ZM209 180L214 181L215 183H217V181L219 180V184L221 182H224L223 183L224 188L226 185L228 187L226 186L227 188L222 189L223 184L221 183L220 184V185H222L221 186L222 191H221L218 189V187H219V184H218V187L215 188V189H217L214 192L215 194L212 193V195L214 197L213 196L210 197V194L209 195H207V194L209 192H211V190H210L212 188L211 186L212 185L215 186L217 184H215L214 182H211L212 184L209 183V184H211V186L209 185L211 188H208L210 191L208 190L206 193L204 190H207L206 187H209L207 185ZM47 181H49V182H47ZM120 181H121V183H120ZM171 182H173V180ZM188 182L189 181L185 180V185L186 184L188 185ZM199 182H201V181H199ZM133 183H134V185L132 186ZM58 184H60L63 187L59 186ZM121 184H123V186H124L123 188H122ZM233 184H234V186H236L235 183H233ZM5 185H9L10 191L8 190V186L6 188ZM130 186H132L133 188L132 187L130 188ZM256 186H255V188H256ZM4 188H5V191H4ZM57 188H59V189H57ZM62 188H64V189H62ZM252 188L255 192H258V191L259 192L255 193L254 191H252ZM6 189L9 192H6L7 191ZM126 190H127V193H126ZM212 190H213V188H212ZM58 191H61V192H58ZM124 191H125V193H124ZM235 191H237L236 195L239 196L240 199L245 198V196H247V197L249 196V197L245 198L246 201L244 199H243V201H241L240 199H237V197H235L236 196ZM238 191H240V192H238ZM42 192H43V194H42ZM54 192H55V194L57 193V195H59L60 197L59 196L55 197L56 195L54 194ZM132 192H134L135 197H134ZM233 192H234L235 196L232 194ZM260 192L263 194H260ZM5 193L3 195H5ZM22 193H24V194H22ZM122 193L125 195L126 198L124 197V195ZM196 193L198 195H196ZM242 193L243 194L245 193L244 196ZM34 194H37L36 197ZM44 194H46V195H44ZM127 194L129 196H127ZM130 194H131V196H130ZM191 194H193V196H196V198L192 197ZM248 194H250V195H248ZM254 194H256L257 196L259 194L260 195L257 198V196L253 197ZM21 195H22V198H21ZM40 196H43L44 199H46V200H44ZM0 197H1V195H0ZM34 197L37 198L38 200L39 199L40 200L42 199V200L41 201L39 200V202L37 203V200ZM164 197H166V196H164ZM206 197H209V198H206ZM232 197L233 198L235 197V199L233 200ZM250 197H253V198L251 199ZM192 198H195L196 200L192 199ZM211 198H212V200L210 201ZM262 198H263V200L259 201V202H264V196ZM262 198L260 197V200ZM6 199H8V202ZM127 199L130 201H128ZM204 199L207 202H205ZM220 199L222 201H219ZM236 199L238 200V202L241 203V204H239L240 209H239V205H238ZM247 199L249 201L250 200L251 201L248 202ZM5 200H6V202H5ZM33 200H34V204H33ZM43 200L45 203L43 202ZM166 200H168L167 197H166ZM176 200L174 203L175 205L178 204ZM232 200L235 202L236 205H232V204H234V202ZM252 200L253 201L255 200V202L256 201L257 202L254 203V202H252ZM218 201H219V203H218ZM41 202L44 204H42ZM58 202H60V204H58ZM244 202L245 203L247 202V203L245 204ZM24 203L21 205H24ZM30 203H32V204H30ZM126 203L127 204L131 203V204L127 205ZM132 203H133V205H132ZM144 203H146V204L144 205ZM17 204L19 206L20 201L17 202ZM29 204H30V206H29ZM36 204H38V207L36 206ZM217 204L220 206L223 205L222 208H219L220 206L218 207ZM260 204L262 205L261 206L262 208L260 207ZM33 205H34V207H33ZM44 205H45V208H43ZM135 205H136V207H135ZM137 205H139V208ZM46 206H47V208H46ZM227 206L229 209H226ZM244 206H245V208H244ZM30 207H32V208H30ZM39 207L40 208L42 207L41 208L42 210ZM237 207H238V209H237ZM122 208H124L125 211ZM190 208H192V207H190ZM246 208H248L247 211H246ZM253 208H257V209H255L256 211H258V209H259L260 212H258V213H260V215L257 212H255L256 215L255 214L252 215V213L254 212V211H252V210H254ZM30 209H31V211H30ZM72 209H73V211H72ZM80 209L82 210V213H81V211L78 213V210H80ZM243 209H245V210H243ZM32 210H33V212H32ZM43 210L44 211L49 210L48 213L46 211L44 212V214H46V216H43L44 214L42 215ZM63 210H65V211H63ZM102 210H104V211H102ZM129 210H130V212H129ZM136 210H137V212H135ZM145 210L146 211L149 210L150 212H148V211L145 212ZM225 210H226V212H225ZM241 210H243V211H241ZM261 210H262V212H261ZM219 212H222V213L218 214ZM247 212H250V213H247ZM136 213H139V214L137 215ZM15 214L18 215L17 216L18 218L20 217L19 219L17 217H15V219H18L19 221L13 219ZM33 214H38V215L40 214L41 216H43V218L40 215L35 216ZM231 214H233V215H231ZM147 215H148V219L146 218ZM254 215L258 218L257 219L255 217L257 220L254 219ZM194 216H195L196 220L194 219ZM249 216H251V217L248 218ZM259 216L263 217L262 221H261L262 218H260ZM22 217L24 219H21ZM31 218H33L35 220H32ZM37 218H38V220H37ZM39 218L41 219L42 222L39 220ZM259 218H260V220H259ZM185 219L188 221V223L191 224L192 230H174L171 228L172 224L178 223V222L182 223L185 221ZM22 220H24V222ZM160 220H164L163 221L164 223L163 222L161 223ZM167 220H170V221H167ZM249 220H251V221L256 220V222H258V220H259V221H261L262 225L259 224L260 222L254 223L255 224V228H254V224L251 221H250L251 225L250 224L248 225ZM154 221H155V223H153ZM171 222H173V223L170 226ZM150 223H152L153 226L154 225L157 226V228L153 227L154 229H152ZM185 223H187V222L185 221ZM256 224H259V226H257ZM145 225H146V227H144ZM160 225L163 226V229L161 228ZM164 226L165 227L168 226V230ZM247 226H248V228H247ZM257 227H259V229ZM260 227H262L261 230H260ZM128 228H130V230ZM169 228H171V229H169ZM250 228H252V230ZM237 229H238V231H237ZM262 229H263V231H262ZM52 230H56V231L58 230L61 233L57 231L55 234V231H52ZM62 231L64 232V234ZM49 232L50 233L54 232V233H52L50 235ZM260 232L263 234H261ZM16 233H17V235H16ZM57 233H59V235H57ZM255 233H257V234L255 235ZM48 235H50V237H52V235H53V237L50 239V237ZM242 235H244V236H242ZM15 237H17V238H15ZM192 238H193V240H192ZM63 242H65V241H63ZM8 244L9 243L6 244V243L0 242V245H2V246H0V251H4V246H7ZM50 244L51 245L49 246V249L52 248L57 243L55 244V242H51ZM66 244L64 243V245H66ZM71 244L73 245L74 250H73V247ZM217 246H218V248H216ZM2 247H3V249H2ZM207 248H208V250H207ZM225 249H227V250H225ZM182 250H183V252H182ZM216 250H218V251L216 252ZM122 251H123V254H122ZM214 252H215V254H214ZM75 253H76V255L74 256L73 254H75ZM79 254H85V256H82ZM88 254H89V258H87ZM80 257L81 258L83 257V259L85 261L82 260ZM216 257H217V260L214 259ZM124 258H128V259H124ZM123 259H124V261H123ZM129 259H131V260H129ZM73 261H72V264H78V262L80 264V261H78L76 263H74ZM92 261H95V263H92ZM127 263H125V264H127Z\"/></svg>", "mask_w": 264, "mask_h": 264}]
</instances>
